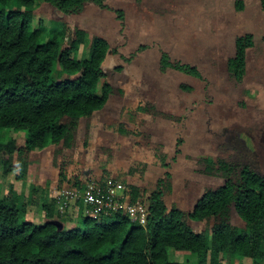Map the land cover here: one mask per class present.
<instances>
[{
	"label": "rangeland",
	"instance_id": "obj_1",
	"mask_svg": "<svg viewBox=\"0 0 264 264\" xmlns=\"http://www.w3.org/2000/svg\"><path fill=\"white\" fill-rule=\"evenodd\" d=\"M239 3L243 8L237 10ZM107 4L111 9L90 5L80 15L59 12V19L52 18L47 3L36 6L35 25L42 20L51 28L62 20L67 34L77 26L85 30L88 41L98 35L111 44L116 52L108 54L104 66L113 76L105 80L120 86L122 94L111 96L97 113L88 136L82 121L75 148L64 149L56 164L52 148L47 147L31 152L25 171L17 158L15 171L5 173L1 166L0 197L11 195L28 203L23 220L47 221L41 201L48 192L62 216L59 225L71 217L74 224L66 229H82L83 217L101 216L84 200L85 190L97 189L111 178L123 185L117 190L123 205H135L126 182L138 181L153 189L166 172L173 178L172 202L191 211L207 186L224 182L196 172L195 158L201 156L233 158L241 152L264 173L262 0H107ZM116 10L123 11L125 18ZM245 33L253 35L254 46L247 53L246 81L237 87L229 79L227 59L235 54L236 37ZM86 46L79 45L80 53L88 51ZM163 50L173 60L195 66L201 77L173 68L162 70ZM150 103L175 119L137 111ZM12 138L18 147L24 146L27 133L0 132V144ZM140 162L147 167L131 174V167ZM37 198L40 203H34ZM144 206L147 212V203ZM232 219L235 225L241 223L235 213ZM195 225L197 231L205 227L203 222ZM169 260L199 264L200 259L191 251L170 248ZM209 264H264V260L220 253Z\"/></svg>",
	"mask_w": 264,
	"mask_h": 264
},
{
	"label": "trees",
	"instance_id": "obj_2",
	"mask_svg": "<svg viewBox=\"0 0 264 264\" xmlns=\"http://www.w3.org/2000/svg\"><path fill=\"white\" fill-rule=\"evenodd\" d=\"M42 2L51 6L55 19L59 12L80 15L90 5L111 9L107 0H0V132L27 133L24 146L18 147L15 138L0 144V168L5 173L15 171L16 158L25 171L31 152L47 147L56 164L64 149L75 148L82 121L88 136L97 113L111 96L122 94L120 86L105 80L113 76L104 66L108 54L116 52L111 44L98 35L88 41L85 30L77 26L67 34L62 20L52 19L51 28L42 20L35 25L36 6ZM262 4L264 9V0ZM240 5L237 10L243 8ZM115 12L125 18L123 11ZM80 44L88 51L80 53ZM253 46L252 34L237 36L235 54L227 59L229 79L237 87L248 76L247 53ZM161 68L201 77L195 66L173 60L164 50ZM138 108L154 117L175 119L155 103ZM195 162L196 172L224 182L207 186L191 211L172 202L170 172L160 176L153 189L126 182L132 202L148 205L145 224L117 211L85 216L82 229L67 230L73 218L59 225L62 216L48 192L41 201L47 219L43 224L22 219L28 203L11 195L0 197V264H178L169 260L170 248L197 254L199 264H209L220 253L264 260V173L241 152L233 158L201 156ZM138 167L144 170L147 164L132 166L130 173ZM199 222L205 224L201 231L194 228Z\"/></svg>",
	"mask_w": 264,
	"mask_h": 264
},
{
	"label": "built area",
	"instance_id": "obj_3",
	"mask_svg": "<svg viewBox=\"0 0 264 264\" xmlns=\"http://www.w3.org/2000/svg\"><path fill=\"white\" fill-rule=\"evenodd\" d=\"M122 186V183L110 178L104 181L103 186H99L97 189L92 188L91 190H85L82 194L85 196L84 200H86L94 210H97L95 215L100 213L101 215L103 213L109 215L110 213L123 211L126 214L129 213L131 216L135 217V220H139L141 224H145L148 211L144 212V203L138 202L135 205L124 206L122 201H120L121 196L117 192Z\"/></svg>",
	"mask_w": 264,
	"mask_h": 264
}]
</instances>
